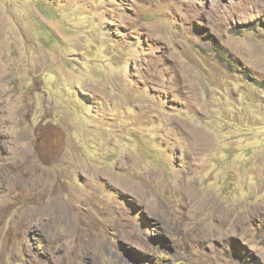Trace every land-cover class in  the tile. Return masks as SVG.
Returning <instances> with one entry per match:
<instances>
[{"label": "rangeland", "instance_id": "rangeland-1", "mask_svg": "<svg viewBox=\"0 0 264 264\" xmlns=\"http://www.w3.org/2000/svg\"><path fill=\"white\" fill-rule=\"evenodd\" d=\"M264 264V0H0V264Z\"/></svg>", "mask_w": 264, "mask_h": 264}, {"label": "bare ground", "instance_id": "bare-ground-1", "mask_svg": "<svg viewBox=\"0 0 264 264\" xmlns=\"http://www.w3.org/2000/svg\"><path fill=\"white\" fill-rule=\"evenodd\" d=\"M175 264H177V263H175Z\"/></svg>", "mask_w": 264, "mask_h": 264}]
</instances>
